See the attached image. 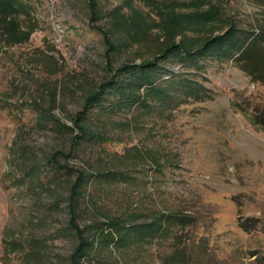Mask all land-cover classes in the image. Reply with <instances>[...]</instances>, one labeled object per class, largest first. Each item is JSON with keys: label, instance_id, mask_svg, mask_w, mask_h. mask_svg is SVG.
Masks as SVG:
<instances>
[{"label": "rangeland", "instance_id": "rangeland-1", "mask_svg": "<svg viewBox=\"0 0 264 264\" xmlns=\"http://www.w3.org/2000/svg\"><path fill=\"white\" fill-rule=\"evenodd\" d=\"M241 30L264 33V0H0V264H27V239L43 243L49 264H70L76 238L57 233L66 212L51 211L43 187L10 163L59 150L72 151L60 161L71 169L131 176L88 187L95 209L80 216L81 227L96 218L153 222L121 251L107 248L116 234L109 226L96 240L97 261L83 264H264V51L208 60L199 71L171 67L209 97L142 89L141 104L90 121L105 143L73 146L77 131L44 125L39 114L75 127L85 97L109 78L106 59L118 67L156 61L171 47L206 52L210 40ZM168 213L195 223L170 224ZM247 219L254 230L241 228Z\"/></svg>", "mask_w": 264, "mask_h": 264}, {"label": "trees", "instance_id": "trees-1", "mask_svg": "<svg viewBox=\"0 0 264 264\" xmlns=\"http://www.w3.org/2000/svg\"><path fill=\"white\" fill-rule=\"evenodd\" d=\"M262 45L264 46V33L256 34L255 32L249 33L241 30L236 35L231 32L221 38L210 40L208 47L211 50L206 52L205 50L194 53L187 51L181 55V53H178L177 48L171 47L156 61L139 64L128 62V64L124 63L118 67H113L112 62L106 59L109 78L97 85L96 90L85 97L82 113L74 118L75 127H68L61 124L59 120H53L50 110L41 109L39 114L42 119L47 120L44 125L51 124L48 123L50 121H55L58 123L56 127L58 129H64L67 132L77 131L78 134L74 137L73 146H81L84 142L91 144L105 143L108 140L106 135L93 131L90 127V121L94 118L97 119L103 111L120 108V106L123 108L125 104L133 106L136 105L134 103L141 104L142 98H140L139 92L142 89H149L156 96L180 92L195 101H205L209 97L208 92L202 91L194 81L183 78L181 74H177V70H173L171 67L181 66L186 71L194 69L199 71L206 68V64H203V62H208V60L217 62L250 60L255 53L264 51ZM157 60L160 61L157 62ZM107 95L108 97L110 95L120 96L115 101L109 100V98L106 99ZM168 97L165 100H168ZM14 152H16L15 157L20 154L19 151L12 149V153ZM72 156V151L66 154L59 150L55 151L53 155L45 157L42 162L36 156L30 158L28 154H23L21 159L13 158L10 163L12 166L17 167L14 170L17 175L25 180L29 176V183L43 187L42 191L50 199L51 211L66 212L69 221L67 226L57 230L58 237L66 235L76 238V248L69 257V261L70 264H83L87 261H97L95 259L97 257L96 253L102 249L95 245L96 240L105 234L104 231L109 226L115 228L116 234L114 236L110 234L107 242L112 245H108L107 248L108 250L121 251L120 249L127 246L129 240L136 239L138 235L142 236L141 230L152 226L153 222L142 221V223H139V218L132 219L129 217L128 219L114 218L109 221L113 223H109L96 218L86 226L81 227L79 225L80 216L85 213L86 209L89 210L91 205L95 209V201L88 187L96 184L101 186L103 179L111 181L117 175H121L125 181L130 179L131 176L115 171L88 172L85 169H71L61 164V159H69ZM44 166H47V169ZM62 171L68 176H76L75 180H70L66 184L61 183L59 173ZM44 172H47L46 174L50 176V183L48 184L42 181ZM166 218L170 224H181L184 227L190 223H195L191 216L186 215L168 213ZM254 222L253 219H247L242 221L240 225L245 230H254L256 228ZM21 243L23 262L27 264H49L47 260L48 253L42 242L36 239H27ZM177 252L186 257L184 251L177 250Z\"/></svg>", "mask_w": 264, "mask_h": 264}]
</instances>
